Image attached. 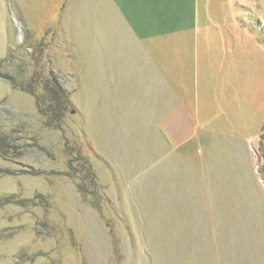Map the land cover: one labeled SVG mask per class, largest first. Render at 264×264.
I'll return each mask as SVG.
<instances>
[{"label": "rangeland", "instance_id": "obj_1", "mask_svg": "<svg viewBox=\"0 0 264 264\" xmlns=\"http://www.w3.org/2000/svg\"><path fill=\"white\" fill-rule=\"evenodd\" d=\"M193 2L198 37L155 44L181 49L161 84L109 0H0V74L51 72L71 102L45 130L0 78V132L24 148L0 168L44 172L0 175V196L29 201L0 205V264H264V0ZM103 63L120 86L101 85ZM65 139L89 158L97 209Z\"/></svg>", "mask_w": 264, "mask_h": 264}, {"label": "crops", "instance_id": "obj_2", "mask_svg": "<svg viewBox=\"0 0 264 264\" xmlns=\"http://www.w3.org/2000/svg\"><path fill=\"white\" fill-rule=\"evenodd\" d=\"M109 2L128 34L140 45L138 50L150 68L148 74L145 72L148 78L166 84L171 72L170 56L179 54L181 49L173 48L171 45L166 48L165 45L155 44L158 40H177L188 34H192L194 39L198 37L200 21L193 0L192 2L191 0H109ZM102 60L104 62L105 58ZM116 66L103 63L102 86L109 88L121 85L118 82L120 75L115 70ZM129 73L127 76L133 77L135 74V72Z\"/></svg>", "mask_w": 264, "mask_h": 264}, {"label": "trees", "instance_id": "obj_3", "mask_svg": "<svg viewBox=\"0 0 264 264\" xmlns=\"http://www.w3.org/2000/svg\"><path fill=\"white\" fill-rule=\"evenodd\" d=\"M0 78L9 83L13 89L34 98L36 111L41 119L43 129L54 132L63 131L66 115L71 109V102L69 92L64 88V84L58 76L51 72L47 76L39 72L32 74L28 81L25 79L18 80L15 75L10 74H0ZM12 141L13 137L10 134L0 132V158L9 156L11 159H19L24 156V148L15 145ZM38 149L45 151L42 147ZM63 154L66 158L67 176L75 181L79 192L90 206L95 209L99 208L97 204L102 198L101 188L88 156L83 153L82 147L78 143L74 142L72 144L66 139L64 140ZM43 173V171L27 166L14 170L0 168V175L36 177L43 175ZM26 202L29 201L16 199L14 194L0 196V205L15 203L24 206ZM44 225L43 223L42 226Z\"/></svg>", "mask_w": 264, "mask_h": 264}]
</instances>
